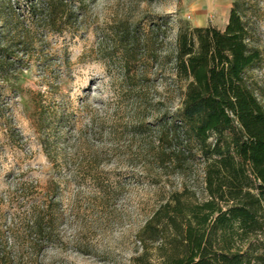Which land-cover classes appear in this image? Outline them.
Here are the masks:
<instances>
[{
  "label": "rangeland",
  "instance_id": "374dc122",
  "mask_svg": "<svg viewBox=\"0 0 264 264\" xmlns=\"http://www.w3.org/2000/svg\"><path fill=\"white\" fill-rule=\"evenodd\" d=\"M257 1L264 40V0ZM24 2L19 15L29 25ZM231 2L92 0L81 24L38 30L35 49L20 54L17 91H3L19 134L0 125V229L4 240L13 228L21 234L31 209L53 221H44L40 237L21 235L6 264H132L141 252L138 232L173 191L205 197L203 158L197 153L178 166L159 134L181 105L163 56L179 21L223 28ZM156 15L170 19L165 37H150ZM119 19L134 23L135 42L131 55L113 51L109 59L103 40ZM254 75L264 83V67Z\"/></svg>",
  "mask_w": 264,
  "mask_h": 264
},
{
  "label": "trees",
  "instance_id": "16d2710c",
  "mask_svg": "<svg viewBox=\"0 0 264 264\" xmlns=\"http://www.w3.org/2000/svg\"><path fill=\"white\" fill-rule=\"evenodd\" d=\"M91 1L25 0L28 25L20 19L19 0H0V125L8 135L19 131L3 91H17L21 55L35 49L38 30L81 24ZM261 17L257 0H232L223 28L179 21L174 46L163 57L181 105L160 122L159 134L173 147L178 166L197 153L203 158L205 197L185 187L173 191L138 232L141 252L132 264H264V83L254 75L264 67ZM169 21L156 15L150 37H165ZM133 25L128 19L110 24L103 40L107 58L113 51L131 55ZM139 45L142 54L145 41ZM43 146L52 159L45 141ZM43 211L24 215V231L13 228L10 240L0 229V264L10 261L8 250L21 235H43L44 221H53Z\"/></svg>",
  "mask_w": 264,
  "mask_h": 264
}]
</instances>
